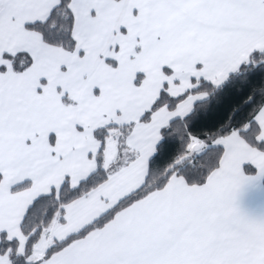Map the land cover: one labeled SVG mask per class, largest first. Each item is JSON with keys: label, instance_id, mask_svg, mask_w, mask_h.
I'll list each match as a JSON object with an SVG mask.
<instances>
[{"label": "snow or ice", "instance_id": "obj_1", "mask_svg": "<svg viewBox=\"0 0 264 264\" xmlns=\"http://www.w3.org/2000/svg\"><path fill=\"white\" fill-rule=\"evenodd\" d=\"M261 64L264 0H0V264H264V106L186 119Z\"/></svg>", "mask_w": 264, "mask_h": 264}, {"label": "trees", "instance_id": "obj_2", "mask_svg": "<svg viewBox=\"0 0 264 264\" xmlns=\"http://www.w3.org/2000/svg\"><path fill=\"white\" fill-rule=\"evenodd\" d=\"M197 91H207L209 95L197 102L193 113L186 118L193 133L204 135L239 126L250 119L254 110L264 106V64L242 66L239 72L229 75L219 88L202 80ZM180 123L179 119L173 121V125L179 124L183 131L184 125ZM168 143L173 152H180L183 148V141L178 135ZM166 166L167 157L162 156L156 162L153 176L160 177Z\"/></svg>", "mask_w": 264, "mask_h": 264}, {"label": "crops", "instance_id": "obj_3", "mask_svg": "<svg viewBox=\"0 0 264 264\" xmlns=\"http://www.w3.org/2000/svg\"><path fill=\"white\" fill-rule=\"evenodd\" d=\"M231 74L232 73L229 75ZM247 174L255 175L256 170L254 169L253 172H248ZM238 203L239 207L244 213L253 217L264 216V178L257 180L252 185L245 186V188L242 190Z\"/></svg>", "mask_w": 264, "mask_h": 264}]
</instances>
